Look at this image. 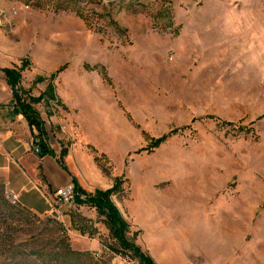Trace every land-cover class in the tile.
I'll list each match as a JSON object with an SVG mask.
<instances>
[{
    "label": "rangeland",
    "instance_id": "rangeland-1",
    "mask_svg": "<svg viewBox=\"0 0 264 264\" xmlns=\"http://www.w3.org/2000/svg\"><path fill=\"white\" fill-rule=\"evenodd\" d=\"M0 7L42 16L35 44L56 45L60 55L71 46L105 49V63L91 72L108 91L109 130L103 144L87 147V164L102 188L120 179L116 200L129 241L149 258L180 264L179 219L189 216L195 227L211 222L218 243H227L225 264H264V0H0ZM240 35L242 44L234 43ZM18 96L27 102L34 93ZM50 105L34 107L43 141L59 156L58 145L68 148L73 136L51 122L60 106ZM180 184L188 188L170 205ZM54 199L48 214L29 213L9 202L0 179V264H140L91 207L77 212ZM200 256L194 247L188 258L197 264Z\"/></svg>",
    "mask_w": 264,
    "mask_h": 264
},
{
    "label": "crops",
    "instance_id": "crops-1",
    "mask_svg": "<svg viewBox=\"0 0 264 264\" xmlns=\"http://www.w3.org/2000/svg\"><path fill=\"white\" fill-rule=\"evenodd\" d=\"M21 10L24 9H19L17 15H12L2 11V8L0 9L3 22V27L0 28V179L9 200L14 198L15 203L25 211L43 216L50 212L54 192L70 185L72 180H75L87 194L105 191L114 185L105 188L100 187L98 179H94V171L87 164V160L90 159L87 147L92 143L103 144L102 141L106 137L104 135L109 130L105 122L106 114L104 112L108 107V91L98 74L94 73V75L91 72L98 64L103 65L105 63V49H98V51L93 52L89 49L76 51L74 46H71V48L66 49V56H63L59 54L56 45L35 44L33 32L36 26L34 22L39 21L42 16L21 15ZM231 32L227 30V37L224 34L223 36L231 39L233 38ZM241 40L242 35H240V40H234V43L242 44ZM24 62L26 67L20 72L19 89L21 91L31 90L34 96L29 98L38 99L43 96L47 86L51 85L53 98H43L31 106L39 117H41V113L35 109L34 105L44 103L45 105L49 104V106H51L50 104L60 106L58 116L52 112L53 115L50 116V120L53 124L60 125L68 135L73 136V142L68 148L62 147L60 149L61 146L58 145L60 152L63 149L66 150V155L62 160L63 167L57 162L59 156H57L56 148L47 146L49 153L43 155L40 154V151L39 153L34 151L32 139L37 132L28 125L21 113L14 110L12 91L2 70H20ZM37 78H43L44 81L34 83ZM47 80H49L48 83H46ZM112 100L111 97V101H109L111 106ZM43 128L45 129L44 124ZM91 135L96 138H90ZM81 166H84L83 173L80 169ZM73 170L76 175L73 174ZM85 172H87L86 177ZM186 188L188 186L182 184L176 186L175 192L168 196L166 201L170 205L173 204L175 198L183 195ZM142 194L149 198L147 194ZM112 202L122 216L120 202L116 200V196L112 197ZM161 203L164 202L161 200ZM85 206L75 204L68 208L80 212ZM161 206L165 207L163 204ZM177 207H181V210L190 209L184 208L186 207L184 205ZM92 210L95 211L93 208ZM171 210L169 207L166 214H170ZM146 212L150 217L151 215H158V208L154 205L152 208H148ZM159 214L162 215V210L159 211ZM184 218L179 219V225L184 227V234L186 235L185 244L181 245V249L184 250L183 255L186 258L179 259L180 264L193 263V260L188 257L194 247L198 249L201 255L197 264H225L224 256L228 254V246L227 243H218L211 222L204 226L202 223L200 227H195V219L194 221L189 216ZM171 221H169V225ZM172 222L175 224V221ZM192 230L194 231L193 234H191ZM149 235L154 237L155 234ZM166 244L163 242L165 247ZM165 250H162L163 253ZM151 258L156 264L174 263L171 261L163 262L153 256Z\"/></svg>",
    "mask_w": 264,
    "mask_h": 264
},
{
    "label": "trees",
    "instance_id": "trees-1",
    "mask_svg": "<svg viewBox=\"0 0 264 264\" xmlns=\"http://www.w3.org/2000/svg\"><path fill=\"white\" fill-rule=\"evenodd\" d=\"M25 67H26V63L24 62L22 63V67L20 70L5 69L2 70V73L6 79L7 84L9 85L12 91L15 112L21 113L28 122V125L36 130L38 136L43 137L45 132L43 128V123L31 105L38 103L39 100L43 98L52 99L53 98L52 87L51 85H48L43 96H41L38 99L29 98L27 102L21 100V98L18 96V93L22 92L19 89V83L21 78L20 72ZM43 81H44L43 78H37L34 83H40ZM168 137L169 134H166L158 139H155L150 143V148H157ZM41 145H44L45 153H49V150L47 149V145L44 141L41 143ZM65 155H66V150L63 149L61 150L59 157L57 158V162L62 167H63L62 160ZM120 183H121L120 179H116L114 185L110 189L105 191H95L94 194H87L79 187V185L75 180H72L71 184L73 186V191L75 194L74 203L77 205H86L92 207L96 211L97 215L103 218L104 224L106 225L111 238L115 241L118 249L121 248L125 251H129L131 256L134 259H137L140 264H154L151 258L143 254L139 250V248H137L134 245L133 242L127 239V234L129 233V225L122 218L119 210L112 202V197L119 195ZM79 196H84V200L79 199ZM61 260L63 262V258H60V261Z\"/></svg>",
    "mask_w": 264,
    "mask_h": 264
},
{
    "label": "built area",
    "instance_id": "built-area-1",
    "mask_svg": "<svg viewBox=\"0 0 264 264\" xmlns=\"http://www.w3.org/2000/svg\"><path fill=\"white\" fill-rule=\"evenodd\" d=\"M16 11L14 10V14ZM41 137V139H40ZM44 137L42 136H34L32 139V146L33 149L36 153H39V146L43 142ZM54 203L56 206H65V207H73L75 205L74 199H75V194L73 191V186L72 184L67 185L65 187H62L60 189H57L54 192ZM79 199L84 200V196H79ZM12 204H14L16 201L14 198L9 200Z\"/></svg>",
    "mask_w": 264,
    "mask_h": 264
},
{
    "label": "water",
    "instance_id": "water-1",
    "mask_svg": "<svg viewBox=\"0 0 264 264\" xmlns=\"http://www.w3.org/2000/svg\"><path fill=\"white\" fill-rule=\"evenodd\" d=\"M39 151H40V154H42V155L45 153V148L43 145L39 146Z\"/></svg>",
    "mask_w": 264,
    "mask_h": 264
},
{
    "label": "bare ground",
    "instance_id": "bare-ground-1",
    "mask_svg": "<svg viewBox=\"0 0 264 264\" xmlns=\"http://www.w3.org/2000/svg\"><path fill=\"white\" fill-rule=\"evenodd\" d=\"M3 26V22H2V18H1V15H0V27ZM180 190V189H179Z\"/></svg>",
    "mask_w": 264,
    "mask_h": 264
}]
</instances>
